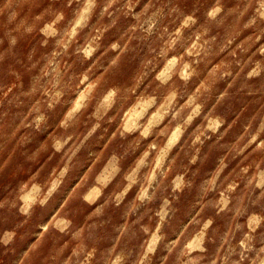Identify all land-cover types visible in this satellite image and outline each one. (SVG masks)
Returning a JSON list of instances; mask_svg holds the SVG:
<instances>
[{"label":"clouds","instance_id":"9594fccd","mask_svg":"<svg viewBox=\"0 0 264 264\" xmlns=\"http://www.w3.org/2000/svg\"><path fill=\"white\" fill-rule=\"evenodd\" d=\"M0 264H264V0H0Z\"/></svg>","mask_w":264,"mask_h":264}]
</instances>
